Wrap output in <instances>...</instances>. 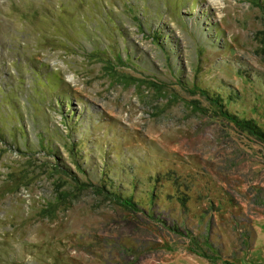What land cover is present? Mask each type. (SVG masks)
Listing matches in <instances>:
<instances>
[{
	"label": "rangeland",
	"instance_id": "1",
	"mask_svg": "<svg viewBox=\"0 0 264 264\" xmlns=\"http://www.w3.org/2000/svg\"><path fill=\"white\" fill-rule=\"evenodd\" d=\"M264 0H0V264H264Z\"/></svg>",
	"mask_w": 264,
	"mask_h": 264
},
{
	"label": "trees",
	"instance_id": "2",
	"mask_svg": "<svg viewBox=\"0 0 264 264\" xmlns=\"http://www.w3.org/2000/svg\"><path fill=\"white\" fill-rule=\"evenodd\" d=\"M227 119H229L230 121H234L237 124V126H240L244 128L245 130H248V132L251 134H254V135L256 134V135L264 137V132H262L260 128L256 126L255 123L249 119L243 118L242 120H237V118H235L233 115H231L230 117H227Z\"/></svg>",
	"mask_w": 264,
	"mask_h": 264
}]
</instances>
